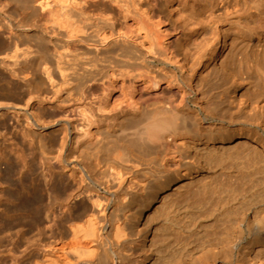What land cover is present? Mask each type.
Returning a JSON list of instances; mask_svg holds the SVG:
<instances>
[{"label": "bare ground", "instance_id": "6f19581e", "mask_svg": "<svg viewBox=\"0 0 264 264\" xmlns=\"http://www.w3.org/2000/svg\"><path fill=\"white\" fill-rule=\"evenodd\" d=\"M0 3L3 6L13 3L25 15L12 22L15 16L11 12L14 16L11 21L0 20V85L19 90L20 100L28 98L25 107L7 103L4 108L21 126L23 140L18 137L14 141L21 150L14 158L4 151L5 147L0 148V264H159L162 258L169 261V257L160 258L159 249L151 247L154 237L151 238L160 233L157 224L175 215L178 203L172 204L170 196L200 183L199 179L203 178V182L208 179L212 170L205 163L209 157L218 159L244 147L264 158V140L252 131L228 138L220 137L218 131L220 136L187 129L179 131L181 121L174 109L184 101L174 105V109L169 105L172 107L169 110V106L158 100V94L149 96L153 108L146 107L153 111V116L146 115V107H140L138 101L144 99L150 87L160 90L168 75L160 72L162 68L157 70L158 67L157 71H150L147 54L153 49L146 50L142 41L147 38L152 43L153 51L160 55L158 59L169 60L176 54L163 41L161 18L155 22L148 11L141 13L135 0H0ZM120 15L140 20L146 34L141 44L134 32L128 30L122 34L118 30L120 20L117 18L115 22V17ZM227 38H213L211 45L206 40L210 46L194 38V44L200 46H197L200 55V50L206 47L202 54L204 69L208 72L217 70L227 48ZM80 48L83 49L79 53ZM176 62L183 70L185 66ZM46 93L55 94L57 103L54 126L59 129L50 136L42 131L52 127L51 122L47 124L40 113H35V106L47 103ZM123 95L130 99L127 106L131 109L126 111L134 119H128L130 123L141 121L139 117L143 120V110L151 118L147 122L143 120L142 127L138 123L128 125L127 119L125 124V117L122 121L119 112L108 116L109 108ZM88 100H98L97 116L88 114L84 103ZM71 102L80 104L78 110L85 118V125L78 127L76 135L68 120L70 110L66 104ZM230 103H234L233 99ZM185 121L183 124L189 125ZM10 124L8 120L2 126L7 128ZM140 139L160 148L155 145L157 149H153L158 151L151 154L154 150L149 149L150 145H136ZM229 155L232 154L226 157ZM207 157L205 161L202 159ZM41 158L46 162L56 161V166L50 165L45 173L39 166ZM256 183L248 188L245 196L228 198L216 208L213 216L225 215L227 208L234 212L230 231L216 247L198 248L200 255L194 257L204 261L196 264H264V181ZM191 211L183 210L180 215L191 218ZM151 217H155L153 223ZM184 226L186 231L191 228ZM186 251L171 264H183ZM185 263L190 264L187 258Z\"/></svg>", "mask_w": 264, "mask_h": 264}, {"label": "rangeland", "instance_id": "374dc122", "mask_svg": "<svg viewBox=\"0 0 264 264\" xmlns=\"http://www.w3.org/2000/svg\"><path fill=\"white\" fill-rule=\"evenodd\" d=\"M135 1L138 4L137 5V8H139L138 10H141V13H145L148 11V13L151 14V16L153 15V18L155 17V22L157 21L159 22V19L161 18L160 20L161 22H163L161 25V31L164 32L162 35L165 37L163 41L165 42V44L168 43V45L170 46V51L176 54L175 56H177L176 57L177 60L175 56L172 57L170 56L169 60H166L167 59L166 57L164 58L162 57L163 59L160 57L158 59L157 57L159 53L157 55V53L155 52L156 50L153 51L155 48L151 47L152 43L151 42L149 43L146 40L147 38H145L146 42H144L145 40L142 41L143 37H146V34L145 31L141 29L142 25H140L139 23L140 20L136 21L133 18L126 19L123 17L124 15L123 16L120 15L121 17L120 16L115 17V22H118L116 21L117 18L120 20V22L117 23L118 24L117 28L118 30L122 31L121 32L122 34L123 32L127 33L128 30L129 32L131 31V33L134 32L133 35L135 38L138 37L139 44H141L142 42L145 43L143 44V47L145 46L146 50L149 47V50L153 49L152 51L156 53V54H151L152 51H150L149 54L148 51H145L144 49L145 47L142 49L144 52H146V54L148 53L147 64L150 71L151 70L157 71L162 68L161 71L160 70L159 71L163 74L165 73V76L168 75L165 77L166 80H164L162 84L163 87L160 90L155 91L150 87L149 90L146 91L147 93H145L144 99L138 101V103L141 105L139 106L144 108L146 106H150L149 108L146 107V109L153 108L152 106L153 101L152 99L149 100L148 98L151 95L152 97H157L155 96V94H158V100L162 102L163 105H166L167 107L169 105L171 106L173 105V108L171 107L172 109H174V105L178 106L182 103V101H184L183 102L184 104L182 103L180 105L181 107L179 106L174 109L175 110L174 112H178L179 114L178 119L179 121H181L178 123L179 124L178 130L180 129L181 131H183L187 129L197 133H200V131H202L201 133L203 134L204 132H206L204 135L212 136L213 133V135L216 136L221 135L220 137H224V138H228L229 135H230L229 137H235L252 131L260 139L264 140V26H262L264 25V0H176V1L175 0H135ZM16 6L13 3L12 4L10 3L7 6H3V4L0 3V16H1L0 20L3 21V19H8L9 21H11L13 15L15 17L13 16L14 19L12 18V22L21 20L22 15H24V12H21L20 8L18 9V6L17 8ZM4 7H7V9H5ZM4 12L7 13V16L3 14ZM11 12H13V15L10 14ZM114 16L115 15L113 16L111 15L109 17H114ZM261 27H263V30ZM33 31H35V29ZM108 34L110 35V32ZM135 35H137V37ZM214 35L216 38L214 37ZM223 36L224 37L226 36V38L228 37L227 48L224 52L223 58L219 61L217 65L218 71L212 69L210 70L212 71V73H210V71L208 72V70L204 69L205 57L202 53L204 52L203 50L206 47L203 46L202 50L199 49L200 52L202 51L201 53L202 57H204V59H202V57H200L201 55L197 47L199 45L194 44L193 42L194 38L197 37L202 42V44H204L205 42L207 46H210L215 39H218ZM213 38L214 40L212 41L211 39ZM206 40L210 42V45H208L209 43ZM140 41L142 42L140 43ZM260 43L263 47L260 45ZM140 46L142 47V45ZM82 49L83 48H80L79 53ZM108 51L110 50L108 49ZM151 56H153L152 58L155 57L156 60L152 59ZM149 60L151 61V63ZM172 60L181 62L182 66L186 67V68L184 67V69L186 70L184 69L181 70L179 67L180 64L179 65L176 64L177 63L176 61L175 63H172ZM181 60H183V63ZM151 65L154 66L152 69H151L152 67ZM187 67H189L190 70ZM134 68L138 69V66ZM141 68L143 69L146 68L147 69L146 71L149 70L147 67L141 66ZM141 68L139 69L140 71ZM143 69L142 71H144ZM190 73L193 75L191 77L192 79L189 77L191 76ZM150 74L152 75L153 72H151ZM169 83L170 84L172 83L173 86H171L172 84L170 85ZM189 85L192 88H190ZM200 88L203 91V93L202 91H198L200 90ZM178 92L180 94H178ZM183 93H187L186 94L187 98L186 96L183 97L182 95ZM6 95L7 96L9 95L8 97L11 98L8 99ZM46 95L48 97V101L46 104H42L39 106L33 105L32 107L34 106L36 107L35 113H40L43 121H46L47 124L48 122H51L52 127H49L48 129L42 131V133H44L46 136L47 135L50 136L56 134L55 131L59 129V126L57 127L54 126L56 125L55 123H57V117H56L57 103H56L55 94L46 93ZM230 96L231 98L233 97L232 99L234 103H230L232 102V99L229 98ZM21 98H22V94L19 90H15V89L11 90L6 86L0 85V115L3 114V116L0 117V148L5 147L6 150L4 151H7V154L13 158L17 156V153H21L20 145L14 142L18 137H19L18 140L20 139L23 140L22 134L19 131L21 129V126H18L16 119L12 117V113L6 112L4 108L6 107L7 103H12V104L17 103L20 104L22 107H25V105L27 104L26 99L28 98H25V100H20ZM182 98L185 99L182 100ZM234 98L236 100H234ZM129 100H130L129 97L127 96L125 97V95H123L109 108V111L111 113L109 112L110 115L108 116L113 117L114 116L113 114H117L119 112L122 113L121 120L122 119L124 120L125 117V120L124 121L122 120L124 123L126 119L127 120L131 118L133 119L132 116L126 114V111H129L131 109L127 106ZM97 101L98 100H88L84 102L86 105V110L89 115L97 116L99 114L98 105L96 104L98 103ZM194 103H196L197 105H195ZM66 105L68 107V110H70V112L68 113L69 115L68 120H70V123H72L71 124L72 130L74 129L73 132L74 135H76L80 129L78 127L85 125V118L81 116L80 110H78V107L80 105L79 103L75 104L74 102H71V103H67ZM198 105H200L201 107ZM183 106H185V108ZM171 108L169 106V110H171ZM148 109H147L148 113L142 109L143 110L142 112H144L142 116L144 122L145 121L147 122L148 119H151L150 117L153 116L152 113L153 111ZM145 112L146 115L148 116L150 114L149 118L145 115ZM169 113L172 114V112ZM170 114L168 115L171 116ZM165 116L168 117L167 114ZM173 116L174 115L172 114L171 117ZM179 116H182L183 118L180 120ZM139 118L141 121L137 119L136 122L133 121L134 120L133 119L131 120V122L134 124L138 123L136 125L140 127L143 124V120L141 119V117ZM184 118L188 120L185 119L186 120L185 121ZM8 120L13 125L10 124L7 126V128H4L2 124H4V122H7ZM53 120H55V122H53ZM184 121L188 122L189 125L185 123L187 127L183 124ZM192 122L194 123V125H191L193 124ZM132 123H130V120H128L127 124L129 125ZM180 124L182 125V127L184 126L185 128L181 129ZM16 126L17 128H15ZM205 126L208 127L205 128ZM210 126L212 127V129H210L211 128ZM203 128L204 130H202ZM209 129L212 130L211 134L210 132L207 133L208 131H210ZM217 131L221 134L219 135ZM136 138L134 139L135 141ZM143 144L150 145L149 149L151 148L152 150L157 149L154 148L155 145L158 146V148H160V145L158 144L152 145L144 139L143 140L140 139V142L136 143L137 146L142 145L144 147ZM11 149H14V152L13 151L11 152L10 151ZM236 150H234V152L228 153V154H232L231 156L229 155L230 157L228 156L226 157V155L228 154L225 155L223 154L225 157H222L223 155L222 156L220 155L221 158L218 157V159H216L215 157H211L210 159L209 157V160H211L212 163H208L209 162L208 160L205 164H210L211 168L208 166V169L210 168L209 170H212L210 171V175H208L209 176L208 179L211 180V183L209 182L210 180L205 179L204 182H206L207 180L208 183L204 184L202 178L201 179L202 181L199 179L200 183L197 182L198 184L196 183V185L190 187L187 186L184 189V191L177 193L179 194L178 196L177 194L173 193L174 195H176V196L173 195L175 199L173 198L172 195L170 196V200L172 204H175L176 206L178 203V206H176L177 208H174L175 218L174 216H172L168 218L167 221L157 224L156 229L158 231L160 230V233H158L156 230L157 233H155V235H152L151 238L152 240L154 237L152 242L154 244L153 246L151 245L152 244L151 242H150L151 244H149L155 250L159 249L160 251V252L158 251L159 255L160 253L163 255V256L160 255L161 256L160 258L162 257H166L165 259H167L168 257L170 258L168 259L169 261L167 260L163 261L164 258H162L161 260L162 263L159 262V264H166L167 262H169V264L173 263L174 261H176V258L178 259L182 257L181 255L183 253V250L186 251V249L189 253L187 251L184 252L183 260H182L183 264H186L185 263L186 258H187V263L190 264H196V262L198 263V261H204V260H200V258H197L200 255L198 248H204L207 245L208 246L206 248L216 247L217 246L216 244H219L222 241V239L227 235V233L230 231L231 224L234 219V212L233 211L230 212L228 208L224 212L225 215L213 216L216 208L220 207V204L222 205L224 201H225L224 203H226V200H229L233 197H237V196L240 197L241 194H243L242 196H245L249 191V189L251 188V185L257 184L256 183L257 181L258 183L264 181L263 179L264 158L262 156H259L260 154L258 155V153H255L254 151L252 152L251 150H248L246 148L244 149V147L243 149L241 148L238 149L237 151ZM156 151L154 150V153L151 154H155ZM212 158L213 160L214 159L216 160L213 161ZM202 159L205 161L208 159V157ZM50 162L49 161L46 162L41 158V162L39 166H41V169L45 170V173L48 171L50 165L56 166V161L52 160ZM5 163L6 160L2 162L3 166H5ZM155 168L158 169L159 166L156 165ZM213 170H215V172H213ZM53 178L54 179L56 178V174L53 176ZM203 184L205 185V187H203L204 186ZM181 208L182 209L188 208L183 210H189V211H191L190 209H192L193 211H191L192 212L191 218L184 219L185 214L180 215L183 211ZM178 215L179 217L180 216L181 217L178 218ZM151 218L153 219V221ZM151 218L149 219L152 221L151 223H153L155 217H151ZM175 221H177V224H179L178 226L179 228L175 226L177 225ZM173 222L174 225L172 224ZM183 224L190 226L191 228L194 229L191 231L190 228L189 230L191 232H189V230L186 231V226H184ZM165 226L166 228L168 227L169 228L166 229L164 228ZM174 226L176 228H173ZM180 228L182 231L180 230ZM155 237H158L159 239ZM160 244L162 246H160ZM154 246H157V248H155ZM161 247L162 250H160ZM179 249L182 252H180ZM175 251H177L178 255L175 254L174 256L175 258H173ZM193 251L195 252L193 253ZM194 255L197 257H194ZM186 256L190 258L188 259V257ZM190 259L193 260L191 261ZM194 260L197 261L193 263ZM201 263L207 264V262L206 263L200 262L199 264Z\"/></svg>", "mask_w": 264, "mask_h": 264}]
</instances>
